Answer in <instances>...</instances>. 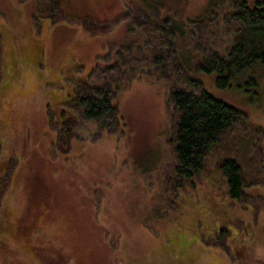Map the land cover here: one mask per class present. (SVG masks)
I'll return each mask as SVG.
<instances>
[{
	"label": "rangeland",
	"instance_id": "rangeland-1",
	"mask_svg": "<svg viewBox=\"0 0 264 264\" xmlns=\"http://www.w3.org/2000/svg\"><path fill=\"white\" fill-rule=\"evenodd\" d=\"M122 1L0 0V264H264V80L222 90L194 69L204 46L227 50L236 2L259 0H137L129 15ZM183 75L245 112L252 131L225 137L194 188L172 177L168 145L169 91L187 87ZM90 79L113 84L117 133L66 105ZM229 156L256 181L244 204L218 168Z\"/></svg>",
	"mask_w": 264,
	"mask_h": 264
},
{
	"label": "trees",
	"instance_id": "trees-1",
	"mask_svg": "<svg viewBox=\"0 0 264 264\" xmlns=\"http://www.w3.org/2000/svg\"><path fill=\"white\" fill-rule=\"evenodd\" d=\"M123 3L126 7L125 12L128 9L127 3L134 6L127 15L138 11L137 8H142L136 5L137 0H124ZM236 4L226 19L227 25H233V29H228L233 34V38L228 42L227 50L220 52L218 49L204 46L205 58L194 67L199 72L213 73L216 86L222 90H228L233 86V83L247 75L249 76L246 84L255 85L257 88L264 80V0H259L253 6L245 1H239ZM146 12L147 10L140 12V20L150 24L151 21L146 16ZM125 15L122 21L125 20ZM137 17L138 13L134 17H128L131 21L130 24L140 23ZM135 20L137 21L135 22ZM165 22L166 25L163 29L170 32L173 28L170 29L167 21ZM151 26H149L152 30L151 33L160 32L162 34L160 24L156 23V26L151 24ZM185 26L181 30L179 29L180 33H184ZM174 36L173 32L172 37ZM162 37L164 36L162 35ZM172 43L175 54L172 57L182 56L183 54H180L175 48L174 41ZM165 44L167 45V43ZM153 60L159 65L161 63L163 71L167 72L166 59L163 56ZM176 67H178L176 71L183 70L180 64ZM94 76L97 75L94 73ZM184 76L182 81L187 87L182 88L179 86V82H175L172 83L169 91L168 104L173 113L177 115V120L174 123L173 135L168 140V145L173 149L175 159L172 177L175 176L181 185L190 182L189 186L194 188L196 187L193 183L194 178L203 172L209 155L225 137H228L230 133L234 134L235 131L244 130L245 132L248 130L250 133L252 131L249 129L250 123L245 112L222 100H217L208 91H205L200 80ZM246 91L249 92L248 89ZM115 93L111 82L105 81L103 85H99L95 80H92L83 83L81 90L75 93L73 99L66 105L78 108L84 119L100 123L102 129L117 133L123 120L119 113V107L114 104ZM66 127L64 124L65 133H70L71 127L68 125ZM218 168L222 171L229 200H236L244 204L248 197L245 190L246 185L256 181L251 182V179L245 178V169L236 157L229 156L221 159ZM7 179V177H0V199L7 191L9 184ZM181 187L183 188V186ZM224 233L230 235L231 231L223 228L220 235Z\"/></svg>",
	"mask_w": 264,
	"mask_h": 264
},
{
	"label": "crops",
	"instance_id": "crops-1",
	"mask_svg": "<svg viewBox=\"0 0 264 264\" xmlns=\"http://www.w3.org/2000/svg\"><path fill=\"white\" fill-rule=\"evenodd\" d=\"M88 35H89V34H88ZM92 35H95V34L92 33L90 36H92Z\"/></svg>",
	"mask_w": 264,
	"mask_h": 264
}]
</instances>
